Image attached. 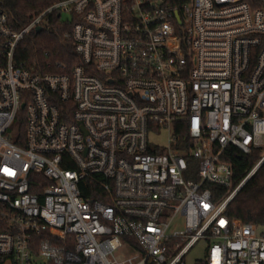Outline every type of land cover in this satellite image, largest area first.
<instances>
[{
  "label": "built area",
  "instance_id": "built-area-1",
  "mask_svg": "<svg viewBox=\"0 0 264 264\" xmlns=\"http://www.w3.org/2000/svg\"><path fill=\"white\" fill-rule=\"evenodd\" d=\"M2 3L0 264H186L200 239L206 264H264L207 186L234 151L261 155L237 191L264 164V0H58L19 30ZM56 12L81 63L17 65Z\"/></svg>",
  "mask_w": 264,
  "mask_h": 264
},
{
  "label": "trees",
  "instance_id": "trees-1",
  "mask_svg": "<svg viewBox=\"0 0 264 264\" xmlns=\"http://www.w3.org/2000/svg\"><path fill=\"white\" fill-rule=\"evenodd\" d=\"M56 1L58 0H3L1 6L8 12L12 27L19 30L35 15ZM58 13L50 15L48 26L41 32H32L20 42L15 55L17 65L43 73H58L62 65L70 69L81 63V59L75 52L73 40L65 36L66 31L71 30L76 17L71 16V19L63 20ZM183 136L185 138L186 134L184 133ZM156 151L159 150L156 149ZM260 156L259 151L251 155L234 151L230 158L233 164L231 186L207 185L212 190L214 201L218 203L223 201L245 178ZM228 205L227 215L230 219L252 222L260 229L264 228V164ZM199 264L206 263L201 260Z\"/></svg>",
  "mask_w": 264,
  "mask_h": 264
},
{
  "label": "rangeland",
  "instance_id": "rangeland-1",
  "mask_svg": "<svg viewBox=\"0 0 264 264\" xmlns=\"http://www.w3.org/2000/svg\"><path fill=\"white\" fill-rule=\"evenodd\" d=\"M71 15L69 13H63L61 18L65 19L70 17ZM169 130L166 127L161 128H155L151 129L149 131V142L152 147L155 146H167L168 144V138H169ZM264 138V137H263ZM264 143V139H263ZM239 187L233 188L229 195H232L235 193V195L238 193ZM179 222H182V218H180ZM261 232L264 231V228L260 230ZM209 243L207 239H200L197 243H195L194 247L190 250L188 255L186 256V264H199L201 260H205V257L207 256V249H208Z\"/></svg>",
  "mask_w": 264,
  "mask_h": 264
},
{
  "label": "water",
  "instance_id": "water-1",
  "mask_svg": "<svg viewBox=\"0 0 264 264\" xmlns=\"http://www.w3.org/2000/svg\"><path fill=\"white\" fill-rule=\"evenodd\" d=\"M42 30H43L42 27H37L36 32H41Z\"/></svg>",
  "mask_w": 264,
  "mask_h": 264
}]
</instances>
